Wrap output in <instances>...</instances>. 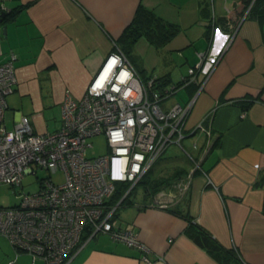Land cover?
Returning a JSON list of instances; mask_svg holds the SVG:
<instances>
[{"label":"crops","instance_id":"0c3cea01","mask_svg":"<svg viewBox=\"0 0 264 264\" xmlns=\"http://www.w3.org/2000/svg\"><path fill=\"white\" fill-rule=\"evenodd\" d=\"M3 3L8 10L0 20V63L13 53L16 75L6 97L8 128L26 115L36 132L58 129L64 97L83 94L139 4L179 27L160 47L140 37L126 55L142 80L154 77L162 91L180 83L199 52L206 55L196 80L159 103L163 110L190 104L184 131L197 138L192 146L199 148L190 167L179 166L186 170L180 178L187 188L178 189L174 205L142 202L127 207L124 223H115L131 226L147 250L100 233L104 237L93 236L67 264H220L188 236V222L171 210L186 211L194 225L224 248H235L245 263L264 264V18L251 13L253 1ZM199 123L203 131L195 129ZM15 255L7 246V262ZM15 262L44 264L33 263L26 252Z\"/></svg>","mask_w":264,"mask_h":264},{"label":"built area","instance_id":"2783aa9c","mask_svg":"<svg viewBox=\"0 0 264 264\" xmlns=\"http://www.w3.org/2000/svg\"><path fill=\"white\" fill-rule=\"evenodd\" d=\"M7 10L0 0V18ZM198 56L179 84L159 91L156 79L142 80L114 44L83 94L64 97L60 127L43 132H36L26 115L19 116L11 128L6 126V97L16 83L15 55L0 63V183L20 185L25 175L37 176L38 170L63 174L59 183L50 175L38 177L37 190L17 195L13 206H0V236L16 255L26 252L33 263L41 259L44 264H67L85 242L100 233L147 250L131 226L119 228L112 219L167 144H179L184 137L190 104L176 103L163 110L159 103L196 80L206 59L203 52ZM195 129L203 131L204 127L199 123ZM99 134L105 136L108 153L87 157L88 138ZM123 184L125 191L111 203L118 185ZM179 188L185 190L187 184ZM15 256L7 264H16Z\"/></svg>","mask_w":264,"mask_h":264},{"label":"rangeland","instance_id":"374dc122","mask_svg":"<svg viewBox=\"0 0 264 264\" xmlns=\"http://www.w3.org/2000/svg\"><path fill=\"white\" fill-rule=\"evenodd\" d=\"M188 114V113H187ZM184 137L178 144L176 141L169 142L165 147L162 154L156 160L151 168V176L153 178L159 176H169L175 170L181 168L179 166L190 167L193 158L196 156V151L199 148L193 147L195 142V136H187V133H183ZM177 136H174V138ZM197 139V138H196ZM87 142L90 146L86 150L87 157H96L108 153L107 142L103 134L89 137ZM176 164V165H175ZM35 174H27L21 181L20 185L11 186L10 184L0 183V206L9 207L18 202L17 195L23 192H33L38 189V177H47L59 183L63 180V174L61 172L50 173L45 170H38ZM182 182L180 177L175 178L168 188L161 187L154 195L144 194L143 183H138L128 194V198L125 203L119 205L115 210L113 221L115 223H124L126 221L127 207L147 202L151 200V203L167 204L168 206L174 205L177 197L179 196V186ZM100 235V236H99ZM97 234V238L104 237L101 234ZM7 246L10 248L9 243L0 236V264L7 263Z\"/></svg>","mask_w":264,"mask_h":264},{"label":"trees","instance_id":"16d2710c","mask_svg":"<svg viewBox=\"0 0 264 264\" xmlns=\"http://www.w3.org/2000/svg\"><path fill=\"white\" fill-rule=\"evenodd\" d=\"M252 1L253 3L250 7L251 13H254L259 18H264V0ZM178 32V25L166 21L153 10L144 7L142 4H139L130 24L124 28L123 32L119 36L118 46L127 55L140 37H144L152 45L160 47L166 44ZM250 102L251 100H248L244 106L249 105ZM150 170L140 181V183H143L144 185L147 196L148 194L154 195V193H156L161 187L168 188L175 178L181 177V175L186 172L185 168H180L175 170L169 176H159L153 178L151 176ZM126 187L127 185L125 184L118 185V188L120 189L112 195L110 202H116L121 197ZM127 198L128 197L126 196L122 203H125ZM171 211L188 222L187 228L185 230L188 236L196 244L210 253L220 264H247L243 261L235 248H224L212 237L211 234L202 229L200 226L194 225L191 221V217L186 211Z\"/></svg>","mask_w":264,"mask_h":264},{"label":"water","instance_id":"95a60500","mask_svg":"<svg viewBox=\"0 0 264 264\" xmlns=\"http://www.w3.org/2000/svg\"><path fill=\"white\" fill-rule=\"evenodd\" d=\"M3 16H4V13L1 14V18H2ZM1 18H0V20H1Z\"/></svg>","mask_w":264,"mask_h":264}]
</instances>
